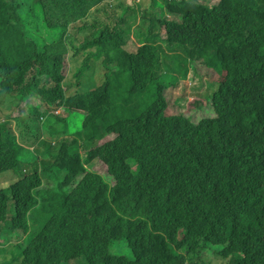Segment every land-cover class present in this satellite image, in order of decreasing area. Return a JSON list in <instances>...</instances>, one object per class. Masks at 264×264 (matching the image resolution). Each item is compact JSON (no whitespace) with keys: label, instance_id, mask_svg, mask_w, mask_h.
Instances as JSON below:
<instances>
[{"label":"trees","instance_id":"trees-1","mask_svg":"<svg viewBox=\"0 0 264 264\" xmlns=\"http://www.w3.org/2000/svg\"><path fill=\"white\" fill-rule=\"evenodd\" d=\"M107 1L0 0V172L22 175L0 187V264H264V0L154 1L178 18L164 23L169 52L149 42L126 49L132 17L107 25L91 14ZM102 55L103 78L78 84L97 86L100 111L91 99L90 114L99 116L85 125L87 112L65 106V60L78 80ZM188 55L193 73L217 71L220 83L207 103L191 87L196 106L169 113L167 95L178 91L169 71L186 78ZM219 87L226 98L214 105ZM43 101L52 108L42 111ZM25 103L29 115L15 116ZM59 106L68 119L41 127L69 138L11 126ZM103 133L112 139L98 144ZM103 184L105 206L89 208ZM120 242L131 255L113 251Z\"/></svg>","mask_w":264,"mask_h":264},{"label":"rangeland","instance_id":"rangeland-1","mask_svg":"<svg viewBox=\"0 0 264 264\" xmlns=\"http://www.w3.org/2000/svg\"><path fill=\"white\" fill-rule=\"evenodd\" d=\"M204 3H206L208 6H214L217 3V0H200ZM149 2V0H147V3ZM126 14H128V11H125ZM144 20L143 18H140V23H138V25L136 27H141V28H145L146 27V23L144 24ZM136 29V28H135ZM135 29L132 32V35L127 34V40L126 43L124 44V47L128 50H133L136 51L138 45L144 40V37H138L134 32ZM75 30L74 28L71 29V33H74ZM87 35H83V37H86ZM132 36H134L135 38L133 39L134 41H132ZM164 46V44H162ZM165 47V46H164ZM91 48H95L94 46H91ZM188 57V58H187ZM185 58H187V67H188V71H187V77L184 78L183 76H181V73H179L178 71L175 72H171V70L169 71V73L174 74V76H176L178 78V91L174 93V95H167L168 96V103H169V113H177V112H181L183 110H190L193 107L196 106V104L194 103V96L195 95L197 98H202L203 99V103H207V101H205L204 96L205 94L209 95L212 90L216 89L220 83V81H218V77L220 76L219 72L211 70V72L209 73V75H207L206 73L203 72V68L199 67L198 69H195V72L193 73V69H192V62H194V60H196L197 58H193L191 56H187ZM102 58L103 55L100 58H91L90 62H89V70L86 71V73L81 79L80 82H93V77L95 79V81H99L101 80L102 74L104 71H106V69L102 66ZM161 62V69L162 71H166V69L163 66L162 60L160 59ZM166 63L172 67V62L170 59L166 60ZM210 65V64H208ZM161 71V70H159ZM73 72H74V66L73 64L70 62V60L68 59V57H66L65 60V68H64V74L66 76V86L72 88L71 91H67V97L70 99V104L65 105L67 108L69 109H78L82 112H87V114L85 115V125H87L89 122L93 121L94 119H96L99 115H91L90 114V108H91V99L94 100L98 110L100 111V107L97 101H95V98L98 94V92L96 91H90L87 89H77L78 88V81L74 79L73 77ZM194 76V77H193ZM196 82V83H195ZM65 86V88H67ZM193 88V95L191 94L192 89ZM183 91V92H181ZM21 94V93H20ZM226 94L224 91H222L219 87L218 92L216 94V96L213 98V104L215 105V103L220 102L221 100H223L224 98H226ZM78 95H83L81 97H77ZM86 100L88 101V103L86 104ZM196 100V99H195ZM29 104L31 105H37L40 104V101L36 100V99H30ZM228 107H222L220 109H225ZM23 109L25 110V113H23L22 111L16 110L14 109V115L15 116H20L23 114H26L27 116L29 115V111L27 108L26 103L23 105ZM62 116H66V113H64V111L62 110ZM83 113V114H84ZM56 114H58V111L56 112ZM125 114H128V107L127 110L125 112ZM214 114V113H212ZM56 119V117L51 116L49 118V123H52L54 120ZM2 120H4V116H2L0 114V122H2ZM33 121V122H30ZM44 122H48V118L46 117V120L43 119H39L37 116H30V117H26L22 120V126L24 125H37L40 124V128L39 130L43 131V133L47 136V137H52L49 135L48 130H45L41 127V124ZM82 123V118L80 119L79 125L74 127L73 125H71V127H73L74 130H76ZM16 125H19V120H13V122L11 123L12 128H18V126L16 127ZM21 127V126H19ZM234 131L237 130V125L234 126L232 128ZM63 136L60 135L58 137H56V140H60ZM111 137L109 134L107 133H103L102 136L98 139V143L102 144L104 142H106L107 140H109ZM22 141H26L21 139ZM30 148H32V145L29 146ZM33 156V152L31 151V149H28L27 147L24 148V157L26 159H31ZM88 169L91 170V164L88 165ZM97 170L101 173L104 174L105 173V168L101 165L98 164ZM139 170V166L136 165L135 167H133V172H137ZM50 175H55L57 174L56 171H49ZM19 178H21V175L19 173H16L15 171L12 170H8L5 172L0 173V187H6L9 186L10 184H12L13 182H15L16 180H18ZM52 178V177H51ZM52 185L53 187H55L56 183L54 181V179L52 178ZM52 187V186H51ZM31 237V234H25V237L22 239V242H24V244H26V242L28 241V238ZM5 245V243H2ZM117 250H113L115 253H121V254H127V255H131V249L130 247H128L124 242H120L118 246H116ZM208 262H210V264H225V261L221 260V259H212V260H207ZM66 264H81V262L75 260L71 263L66 262Z\"/></svg>","mask_w":264,"mask_h":264},{"label":"clouds","instance_id":"clouds-1","mask_svg":"<svg viewBox=\"0 0 264 264\" xmlns=\"http://www.w3.org/2000/svg\"><path fill=\"white\" fill-rule=\"evenodd\" d=\"M154 1H156V0H149L148 3H147V0H108L106 6L100 5V3H98L97 7L94 8L93 13H91V14H97V18L103 24H107V25H114L118 21H123V18L129 19L130 17H132L133 20H131V21L129 20L130 30L128 31V29H127V31L125 30V32H124L126 34V36H127V34L132 35L133 30L136 28L138 23H140V18H143L144 22L146 23L147 33L144 37V40L138 45V47L141 44H143L144 42H149V43H152L154 45L160 44L163 49L168 51V47H167L168 43L166 41V27H165L164 23L167 21H171V20H177L178 21V18L175 14H172V12L169 9H167L166 7H162L160 9L158 6H155ZM126 10L128 11V14L125 13ZM154 10H156L157 13H154ZM160 12H161V14H160ZM123 27L128 28V25L125 24V25H123ZM72 28H74V26H72L71 29ZM74 30H75V28H74ZM132 37H133V39L135 38L134 36H132ZM162 44H164L165 47ZM138 47H137V49H138ZM68 59H69V56H68ZM83 76H85V75H83ZM75 80H77V79H75ZM77 81H78V84L82 83V82H80V79H78ZM86 83H94V81L93 82H86ZM65 86H66V80L64 81V90H65V94L67 96V91H71L72 88H70L68 86H66L67 88H65ZM77 89L90 90L88 88H79V87ZM90 91L96 92L97 86L94 85L93 90H90ZM41 107H42V109H41L42 111H45L47 109L52 108V107L48 106L45 101H43L41 103ZM62 110L65 111L66 108L64 106H59V108L52 109L48 113L49 114L47 116L48 120L51 116H54V115L59 116L62 119H65V118L68 119V113L64 112V113H66V116H62V113H63ZM57 111H58V114H56ZM2 116H4V115H2ZM23 119L24 118H21L20 120L19 119L18 120H19V122L22 123ZM42 119L46 120V117H44ZM5 120L6 119L4 116V120H2V122H5ZM13 120H17V118L13 117L12 121L10 123H12ZM54 122H55V120L53 121V123ZM17 126H19V125H16V127ZM49 135L52 137H47L46 135L45 136L47 138L55 140V141H59V140H56V137H58L60 135L63 136L62 138L71 137V135H69L68 133H60L57 135H52L49 133ZM110 137H111L110 139H112L111 135H110ZM29 146L30 145H25V147L31 149ZM32 148H34V147L32 146ZM135 166L136 165H133V167H135ZM10 170L18 173L17 172L18 169H10ZM5 171H8V170H5ZM5 171H2V172H5ZM2 172H0V173H2ZM100 175H102V174L100 173ZM19 180H20V178L18 180H16L15 182H13L12 184H10L9 186H6L4 188L10 189L13 185L17 184V182ZM107 180L108 181H106V183L109 185V187L114 184V180L112 178L107 179ZM50 188L51 187L47 188L45 191L49 190ZM106 201H107V194L104 190V184H103L100 187V189H98L97 191H94L93 193L90 194V206H89V208L94 209V208L103 207V206H105ZM99 219H102V220H105L108 222V215H106V214L100 215ZM32 227L35 228L37 226H32ZM25 234L34 235L33 229H30L29 233H24L23 238L25 237ZM1 242L5 243V238H2ZM19 242H21V244H23L22 239ZM19 242L14 241V243H19ZM2 243H1V245H2ZM5 245H7V243H5Z\"/></svg>","mask_w":264,"mask_h":264}]
</instances>
